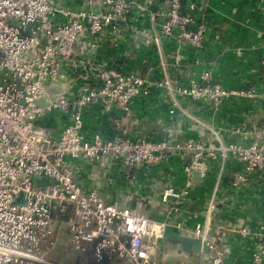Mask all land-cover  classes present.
Returning <instances> with one entry per match:
<instances>
[{"label":"built area","instance_id":"1","mask_svg":"<svg viewBox=\"0 0 264 264\" xmlns=\"http://www.w3.org/2000/svg\"><path fill=\"white\" fill-rule=\"evenodd\" d=\"M165 1V9L154 11L151 0H0V264H52L47 252L54 247L52 218L59 216L66 218L70 245L77 252L99 239L96 255L105 250L123 264H159L153 259L155 247L171 223L84 191L75 179L80 158L115 164L130 185L140 168L176 158L183 182L163 189L159 197L172 214L191 213L186 197L194 183L192 172L203 181L217 168L206 216L216 211L225 161L234 164L227 178L236 193L264 178V91L224 88L209 72L178 86L163 69L162 79H152L141 69L123 71L116 64L127 57L122 47L141 34L137 25L145 17L151 27L142 34L144 44L156 46L158 59L166 39L205 46L208 29L193 18L194 6ZM180 55H172L174 65ZM59 84L48 99L47 88ZM155 88L165 89L174 107L181 97L215 113L223 101L241 97L259 102L261 115L233 131L249 143L225 142L211 129V142L153 140L132 136L127 128L110 137L85 131L89 108L128 117L132 101ZM56 111L66 120L59 129L43 123ZM173 226L208 246L210 264H225L224 239L211 234L205 221L193 230L181 222ZM237 235L255 239L248 261L264 264V227L244 225Z\"/></svg>","mask_w":264,"mask_h":264},{"label":"crops","instance_id":"2","mask_svg":"<svg viewBox=\"0 0 264 264\" xmlns=\"http://www.w3.org/2000/svg\"><path fill=\"white\" fill-rule=\"evenodd\" d=\"M185 4L194 6L193 18L202 23L208 30L206 44L202 49L182 46L174 39L161 42V58L158 59L156 46L145 45L134 41L122 47L127 57L116 64L123 71L141 69L142 74L152 79H162L165 73L178 86L203 72H209L213 80L228 89L248 88L254 86L258 93L264 91V0H184ZM156 9H165V0H151ZM138 23L139 33H147L151 27L148 17ZM157 23V22H155ZM181 54L177 65L172 60L173 54ZM161 63L165 64L162 68ZM163 69V73H162ZM61 85L47 88L48 99ZM45 100H41L43 104ZM174 100L163 88H155L147 95L135 98L131 103V115H106L101 110L89 108L84 113L85 131L89 134L99 132L110 137L117 129L114 122L129 130L135 121L148 118L150 122L158 121L162 132H151L146 135L153 140L185 139L211 142L213 137L209 129L217 132L225 142L240 141L249 143L247 137L240 138L233 134L238 127L247 125L254 117L261 115L262 105L247 98H230L222 102L218 112L210 113L196 102H189L178 97ZM66 122L64 114L54 112L43 123L55 129ZM172 133V134H171ZM171 134V135H170ZM172 161L156 166L140 168L134 177L133 184H128L122 177L119 168L111 163L91 162L80 158L75 166V179L84 191H96L106 202L126 205L147 216L140 205L141 200L149 202L150 209L160 205L159 211L152 218L171 223L155 247L153 259L159 264H201L199 253L190 254L181 249L178 238L187 235L173 224L181 222L189 230L196 223H205L210 233H219L224 239L223 257L225 264H250L248 256L255 239L240 240L237 230L248 226L255 230L264 227V178L253 179L247 187L236 193L227 178L233 170V162L225 161L220 177V189L216 193V211L210 216L204 215L209 196L216 180L214 175L200 183H193L186 197L189 211L179 214L168 212V207L159 201L160 192L170 186L181 185L183 180L181 166ZM218 167V166H217ZM124 197V199H122ZM135 199L139 203L128 205L126 200ZM164 208H163V207ZM209 221V224H208ZM54 228V247L47 252L52 264H74L77 251L70 245V232L63 216L52 218ZM55 255L56 257L52 256ZM113 256V255H112ZM211 254L206 256L205 264L211 263ZM56 258V259H54ZM110 264H123L113 256Z\"/></svg>","mask_w":264,"mask_h":264},{"label":"water","instance_id":"3","mask_svg":"<svg viewBox=\"0 0 264 264\" xmlns=\"http://www.w3.org/2000/svg\"><path fill=\"white\" fill-rule=\"evenodd\" d=\"M151 38V36H150ZM145 41V37L142 34L136 35V43H142ZM162 125L158 121L150 122L148 118H143L141 121H135V123L129 128V134L132 136H146L151 132H162ZM188 159L186 158V161ZM191 179L196 182H202L197 172L191 173ZM124 199V197H122ZM128 205H136L139 208V203L142 210L147 213L148 218H152V215H156L159 211L160 205L155 206L154 209H150L149 202L141 200L139 203L135 199H129L125 201ZM125 205V204H124ZM164 206V205H163ZM162 206V207H163ZM164 208V207H163ZM99 239L93 241L90 247L84 251L78 252L76 254V259H85L86 264H110V260L113 258L105 250H101L99 255L95 253V245ZM177 242L181 245V249L190 254L192 252L199 253L201 264H205L206 256L209 254V248L205 243H202L199 239L192 236H181L178 238Z\"/></svg>","mask_w":264,"mask_h":264},{"label":"flooded vegetation","instance_id":"4","mask_svg":"<svg viewBox=\"0 0 264 264\" xmlns=\"http://www.w3.org/2000/svg\"><path fill=\"white\" fill-rule=\"evenodd\" d=\"M73 262L74 264H86L85 259L82 258L76 259V257Z\"/></svg>","mask_w":264,"mask_h":264},{"label":"trees","instance_id":"5","mask_svg":"<svg viewBox=\"0 0 264 264\" xmlns=\"http://www.w3.org/2000/svg\"><path fill=\"white\" fill-rule=\"evenodd\" d=\"M115 125H116L115 128H116L117 130L125 129V127L122 126L121 124H119V122H117V123L114 122V126H115Z\"/></svg>","mask_w":264,"mask_h":264},{"label":"rangeland","instance_id":"6","mask_svg":"<svg viewBox=\"0 0 264 264\" xmlns=\"http://www.w3.org/2000/svg\"><path fill=\"white\" fill-rule=\"evenodd\" d=\"M163 192V191H162ZM161 193V192H160ZM159 197H160V194H159ZM73 249V248H72ZM52 256H54V257H56L55 255H52ZM57 258V257H56ZM56 258H54V259H56Z\"/></svg>","mask_w":264,"mask_h":264}]
</instances>
